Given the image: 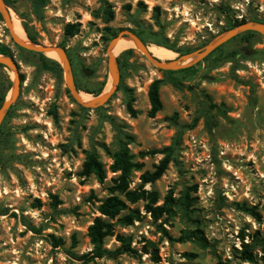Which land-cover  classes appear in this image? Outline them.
<instances>
[{
	"label": "rangeland",
	"instance_id": "obj_1",
	"mask_svg": "<svg viewBox=\"0 0 264 264\" xmlns=\"http://www.w3.org/2000/svg\"><path fill=\"white\" fill-rule=\"evenodd\" d=\"M7 1L38 45L66 49L87 103L113 89L108 48L123 32L175 52V61L207 48L234 21L264 24V0H47L39 18L33 0ZM0 45L21 80L3 120L0 264H264V35H236L176 71L155 67L137 46L127 49L115 56V91L97 107L76 101L60 58L43 54L62 71L43 70L41 53L13 41L1 9ZM8 80L14 84V73L0 67V85ZM156 81L163 109L151 117ZM167 147L174 153L165 175L145 183L167 155L140 153ZM121 148L140 164L125 180L112 169ZM88 153L103 163V180L81 175ZM114 197L125 207L104 215L101 206ZM244 204L259 217L241 211ZM97 219L112 225L105 248H117L123 235L139 256L78 260L94 249Z\"/></svg>",
	"mask_w": 264,
	"mask_h": 264
},
{
	"label": "trees",
	"instance_id": "obj_2",
	"mask_svg": "<svg viewBox=\"0 0 264 264\" xmlns=\"http://www.w3.org/2000/svg\"><path fill=\"white\" fill-rule=\"evenodd\" d=\"M4 1L7 5L10 6V3L7 0ZM46 4H47V0H33L32 7L34 14L36 15L37 18H39L42 15V11L45 8ZM236 23L237 21H234L230 25L232 27H236ZM70 28H71L70 26L67 27L66 30L67 35L71 34ZM25 31L27 33L28 39L32 43L38 44L37 38L29 31L27 27H25ZM134 34L140 37L139 34L137 33ZM249 34L253 35L254 33H249ZM0 54L11 58L13 57L12 54L10 53V50L2 45H0ZM39 55L42 57L41 68L43 70L60 74L62 70L58 63L45 58L43 54H39ZM209 57H207V59ZM0 67L5 68L1 65ZM192 68L193 67H191L190 69ZM161 84H162L161 81H156L152 84L150 88L149 96L152 107L149 114L151 117H154L157 113H159L163 109V104L160 98ZM12 87L13 84L11 83L10 80L7 81L6 85L5 84L0 85V108L7 100V95L12 90ZM7 137L8 136L6 133V126L4 121L0 127V156L4 150V146H6L7 144L6 143L8 140ZM157 153H165L167 156L161 161V163L158 166H156L154 172H147L143 175V179L145 183H155L165 175L170 164L171 155L174 153V148L167 147L162 151L152 150L148 152H141L140 157H146ZM134 159H135L134 155L130 154V151L127 148H121L114 155V164L112 165V169L114 170V172L121 171L122 172L121 178L123 180L128 179L132 171L140 167V164L134 162ZM81 175L86 177L95 175L99 178V180L104 179L105 176L104 165L99 160L98 156L95 153H88L87 160L84 163L83 171ZM121 207H125L124 203L114 197L106 201L101 206V209L104 215L114 216ZM239 209L249 215H252L254 217H259V214L256 212L255 207H248L247 205L244 204L239 206ZM159 210H163V208H159ZM154 213L156 214V212ZM33 230L39 232L37 229H33ZM162 231L169 240H173V237L166 229L162 228ZM110 235H113L112 225L104 222L101 219H97L96 223L90 228L91 241L94 246L93 251L90 254L82 255L81 257L76 256V258H78V260L80 261H85V263H89L96 259H103V258L117 259L124 255H129L132 257L139 256L138 251L132 247V238L123 235L117 236L116 240L120 244L117 248L115 249L105 248V240ZM179 240H183V239H179ZM54 245L55 247H59L61 245V241L54 239Z\"/></svg>",
	"mask_w": 264,
	"mask_h": 264
},
{
	"label": "water",
	"instance_id": "obj_3",
	"mask_svg": "<svg viewBox=\"0 0 264 264\" xmlns=\"http://www.w3.org/2000/svg\"><path fill=\"white\" fill-rule=\"evenodd\" d=\"M0 9L3 12L5 19H6V25L8 27V30L10 32V35L13 39V41L20 47L31 51L35 53H41V54H48L50 52H55L59 58L63 61V68H64V77L66 81V85L68 89L72 92L73 97L76 99V101L81 104L84 107H97L103 103H105L113 94L117 87V82H118V68H117V59L115 55L112 53V49L117 45L118 41L123 38L127 37L132 39L135 43L140 52L157 68L165 70V71H176L180 69H185L193 64H196L197 62H200L207 58L210 54H212L216 49L230 41L232 38H234L236 35L245 33V32H256L259 34L264 35V24L261 23H245L242 25H239L230 31H228L226 34H224L222 37L219 39L215 40L212 42L207 48L200 50L195 53H190L189 55H185L181 57L178 60L175 61H161L160 59L156 58L153 56L149 50L148 46L145 44V42L136 34L132 32H123L121 35H119L114 41L109 45L108 48V65L110 68V72L112 75L113 79V89L103 95L98 101L91 102V103H86L80 98V93L79 91L74 87L73 83V78L71 75V65L68 57V53L65 48L59 47V46H48V45H38L32 43L28 37L27 40L29 42H23L21 39H19L13 29V23H12V17L10 13V7L7 6V4L4 2V0H0ZM3 9V10H2ZM189 59H194L193 63L185 64L186 61ZM184 63V64H182ZM0 65L10 69L14 75H15V80L13 84V89H12V96L10 99H7L5 103L2 105L0 108V125L2 124L8 110L16 103L20 96L21 92V80L19 77V68L18 64L15 61L14 58L7 57L4 55L0 54Z\"/></svg>",
	"mask_w": 264,
	"mask_h": 264
},
{
	"label": "bare ground",
	"instance_id": "obj_4",
	"mask_svg": "<svg viewBox=\"0 0 264 264\" xmlns=\"http://www.w3.org/2000/svg\"><path fill=\"white\" fill-rule=\"evenodd\" d=\"M10 13L12 17L13 29L16 36L19 39H21L23 42H29L27 40L25 31L20 23L19 17L17 16L16 12L13 9H10ZM131 48H136V43L130 38L123 37L118 41L117 45L112 49V53L115 56H117L121 52ZM148 50L153 56L164 61L174 60L176 57H178V55H176L175 52L159 46H150L148 47ZM48 55L52 59H59V56L55 52H50L48 53ZM81 97H87V98H81ZM80 98L86 103L88 100L91 99L88 95H84L83 93L80 94Z\"/></svg>",
	"mask_w": 264,
	"mask_h": 264
}]
</instances>
